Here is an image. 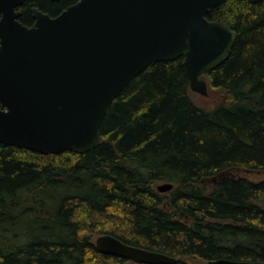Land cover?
Returning a JSON list of instances; mask_svg holds the SVG:
<instances>
[{"label": "trees", "instance_id": "16d2710c", "mask_svg": "<svg viewBox=\"0 0 264 264\" xmlns=\"http://www.w3.org/2000/svg\"><path fill=\"white\" fill-rule=\"evenodd\" d=\"M80 0H25L55 17ZM210 21L236 32L228 59L205 75L226 99L213 110L190 95L184 58L152 63L113 101L101 141L78 154L0 144V264H126L95 236L192 264L264 262V181L202 179L232 168L264 170V1L228 0ZM174 188L160 193V184ZM131 264H134L130 262Z\"/></svg>", "mask_w": 264, "mask_h": 264}, {"label": "water", "instance_id": "95a60500", "mask_svg": "<svg viewBox=\"0 0 264 264\" xmlns=\"http://www.w3.org/2000/svg\"><path fill=\"white\" fill-rule=\"evenodd\" d=\"M24 1L0 0V144L44 155L97 147L109 107L152 63L183 57L191 90L207 96L204 76L236 40L228 24L207 18L228 0H80L56 17L33 8L32 27L19 21ZM96 248L134 264L178 261L112 235L99 236Z\"/></svg>", "mask_w": 264, "mask_h": 264}, {"label": "rangeland", "instance_id": "374dc122", "mask_svg": "<svg viewBox=\"0 0 264 264\" xmlns=\"http://www.w3.org/2000/svg\"><path fill=\"white\" fill-rule=\"evenodd\" d=\"M203 79L208 82V95L203 96L193 92L192 90H190V95L198 107L205 110H213L216 106L224 102L226 99V92L213 88L207 77H204ZM243 178L249 180L252 183L264 181V170L257 171L245 168H232L218 174L217 176L202 179L198 184H196V187L209 192L215 189L221 182L231 179L238 180ZM260 204L264 206V199L260 201ZM98 237L99 236L94 237V243H96ZM185 260L192 264H206L192 258H185ZM126 264L131 263L128 262Z\"/></svg>", "mask_w": 264, "mask_h": 264}, {"label": "flooded vegetation", "instance_id": "af4514ba", "mask_svg": "<svg viewBox=\"0 0 264 264\" xmlns=\"http://www.w3.org/2000/svg\"><path fill=\"white\" fill-rule=\"evenodd\" d=\"M53 1H58V0H53ZM19 7H20V6H19ZM19 7L16 8L17 11H19ZM69 7H70V6H69ZM34 8H36V7H34ZM38 9H39V8H38ZM39 10H40V9H39ZM65 10H66V9H64L63 11H65ZM41 11H42V10H41ZM63 11H62V12H63ZM19 12H20V11H19ZM43 12H44V11H43ZM62 12H61V13H62ZM61 13H60V14H61ZM47 14H48V13H47ZM60 14H58V15H60ZM49 15H50V14H49ZM58 15H57V16H58ZM50 16H51V15H50ZM1 17H2V14L0 13V18H1ZM52 17H53V16H52ZM55 17H56V16H55ZM19 18H20V17H19ZM19 21H20V19H19ZM34 23H35V19H34ZM33 25H34V24H33ZM33 25H32V26H33ZM32 26H31V27H32ZM28 27H29V26H28Z\"/></svg>", "mask_w": 264, "mask_h": 264}, {"label": "bare ground", "instance_id": "6f19581e", "mask_svg": "<svg viewBox=\"0 0 264 264\" xmlns=\"http://www.w3.org/2000/svg\"><path fill=\"white\" fill-rule=\"evenodd\" d=\"M147 69V68H146Z\"/></svg>", "mask_w": 264, "mask_h": 264}]
</instances>
